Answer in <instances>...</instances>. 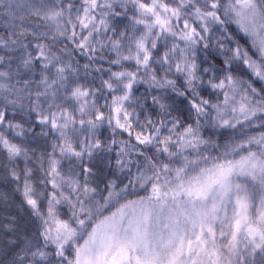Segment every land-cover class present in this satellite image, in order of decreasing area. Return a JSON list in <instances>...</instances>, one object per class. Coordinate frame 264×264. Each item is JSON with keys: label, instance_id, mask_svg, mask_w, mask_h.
<instances>
[{"label": "snow or ice", "instance_id": "6c2138e0", "mask_svg": "<svg viewBox=\"0 0 264 264\" xmlns=\"http://www.w3.org/2000/svg\"><path fill=\"white\" fill-rule=\"evenodd\" d=\"M0 264H264V0H0Z\"/></svg>", "mask_w": 264, "mask_h": 264}, {"label": "trees", "instance_id": "16d2710c", "mask_svg": "<svg viewBox=\"0 0 264 264\" xmlns=\"http://www.w3.org/2000/svg\"><path fill=\"white\" fill-rule=\"evenodd\" d=\"M132 199H135V197L133 196V197H131ZM115 211V210H114Z\"/></svg>", "mask_w": 264, "mask_h": 264}]
</instances>
